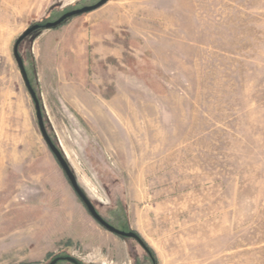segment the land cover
Wrapping results in <instances>:
<instances>
[{
    "label": "rangeland",
    "instance_id": "1",
    "mask_svg": "<svg viewBox=\"0 0 264 264\" xmlns=\"http://www.w3.org/2000/svg\"><path fill=\"white\" fill-rule=\"evenodd\" d=\"M0 0V264H264V0ZM58 264H72L62 261Z\"/></svg>",
    "mask_w": 264,
    "mask_h": 264
},
{
    "label": "water",
    "instance_id": "2",
    "mask_svg": "<svg viewBox=\"0 0 264 264\" xmlns=\"http://www.w3.org/2000/svg\"><path fill=\"white\" fill-rule=\"evenodd\" d=\"M108 1L109 0H99L95 4L85 5L83 7L77 8V9L69 10V11L65 12L64 14H62L56 20L48 21L45 23H36V24L32 25L31 27L27 28L25 30V32L17 39L15 47H14V55H15V58L18 62V65L20 67V70H21L23 79L25 81V84H26V86H27V88H28L33 100H34L35 108H36V112H37L38 124H39L40 130H41V133H42L45 141L47 142L48 146L52 150L53 154L56 156L58 162L62 166V168H63L66 176L68 177L72 187L74 188L75 192L80 197V199L83 201V203L87 207V209L90 212V214L92 215V217L99 224H101L104 228H106L107 230H109L110 232H112L114 234H117V235L123 236V237H127V238H135L141 244V246L149 253V250L147 249L144 241L136 232H134L132 230L127 231V230L121 229V228L113 225L112 223H110L108 220H106L100 214V212L98 211V209L95 206V204L93 203V201L89 198V196L81 188L79 181H78L73 169L71 168V165L69 164L65 154H63V152L59 148V146L53 141V139L51 138V136L47 130V127H46V124L44 121L43 110L41 107L40 99L37 95L36 90L34 89L32 83H31V80H30L28 73H27V70L25 68L24 60H23V58L20 54V51H19V46L22 43V41L27 36H29L31 33L35 32L36 30H39L41 28H45V29L55 28V27L61 25L67 19H69L75 15H79L82 13H86V12H90L92 10H95V9L101 7L102 5H104L105 3H107ZM62 261H68V262H71L72 264H83L77 258H75L73 256H69V255L55 256L48 264H58L59 262H62Z\"/></svg>",
    "mask_w": 264,
    "mask_h": 264
},
{
    "label": "trees",
    "instance_id": "3",
    "mask_svg": "<svg viewBox=\"0 0 264 264\" xmlns=\"http://www.w3.org/2000/svg\"><path fill=\"white\" fill-rule=\"evenodd\" d=\"M145 243V242H144ZM146 245V244H145ZM147 249L149 250L150 255L152 256V251L149 249V247L146 245Z\"/></svg>",
    "mask_w": 264,
    "mask_h": 264
}]
</instances>
